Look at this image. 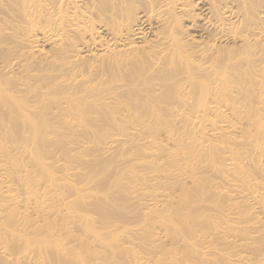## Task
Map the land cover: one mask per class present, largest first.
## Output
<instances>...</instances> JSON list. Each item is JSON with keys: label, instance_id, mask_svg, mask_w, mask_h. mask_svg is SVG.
Returning a JSON list of instances; mask_svg holds the SVG:
<instances>
[{"label": "bare ground", "instance_id": "obj_1", "mask_svg": "<svg viewBox=\"0 0 264 264\" xmlns=\"http://www.w3.org/2000/svg\"><path fill=\"white\" fill-rule=\"evenodd\" d=\"M0 264H264V0H0Z\"/></svg>", "mask_w": 264, "mask_h": 264}]
</instances>
